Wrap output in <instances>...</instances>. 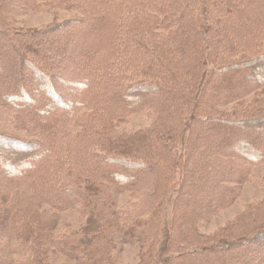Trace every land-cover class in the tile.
<instances>
[{
  "label": "trees",
  "instance_id": "obj_1",
  "mask_svg": "<svg viewBox=\"0 0 264 264\" xmlns=\"http://www.w3.org/2000/svg\"><path fill=\"white\" fill-rule=\"evenodd\" d=\"M96 1L111 5L108 18L101 11L93 20L102 29L95 41L74 33L84 18L23 43L0 25V57L15 52L22 64L15 80L4 79L0 68V103L41 134L26 140L0 131L1 154L20 157H0V264H56L58 256L116 264L114 254L129 241L142 246L139 264H264V227L249 232L259 216L243 214L209 241L199 233L205 218L234 202L246 164L264 163V97L238 113L215 108L264 89V0H147L150 7L144 0ZM39 2L0 0V18L12 4ZM116 3L133 13L121 17ZM52 36L67 38L56 47ZM27 69L35 74L33 88ZM154 102L158 122L125 136L118 152L112 144L119 140L107 133L111 121L98 123L109 152L88 150L94 128L70 137L84 110L106 120ZM34 108L50 115L35 120ZM125 192L130 201L119 207L116 196ZM68 210L78 211V220L56 234V215ZM234 228L243 233L233 235ZM12 243L19 256L7 251Z\"/></svg>",
  "mask_w": 264,
  "mask_h": 264
},
{
  "label": "rangeland",
  "instance_id": "obj_2",
  "mask_svg": "<svg viewBox=\"0 0 264 264\" xmlns=\"http://www.w3.org/2000/svg\"><path fill=\"white\" fill-rule=\"evenodd\" d=\"M121 1V0H115ZM129 1L130 0H126ZM133 1V0H131ZM145 1V2H144ZM142 1L144 4H146L148 7V1L144 0ZM30 4V3H28ZM111 4L108 3H101V2H94V0H40L39 5L37 7H21L16 4H12L9 7V10L7 13H5L4 17H1L0 20L2 22L0 25L5 28V30L10 34V37H14L17 39L19 43L27 42V38L35 34V32H39L43 29H49L51 27H55L57 25H61L63 23L69 22L71 19L78 20L80 18H84L82 21L87 20V23L85 22V25L81 28L75 29L74 33L76 35H87L89 36V39L86 41L90 42L91 40H97V38L102 34V29L97 26V21L99 22L101 20V17L97 15L98 12H103L102 15L105 16V18H108L107 10L110 7ZM118 6L115 10L118 15L121 17L123 16H129L133 12L131 11V5L129 4H122V3H116ZM138 5V4H137ZM140 5V4H139ZM152 8V7H151ZM155 6H153V9ZM84 15H87L85 17ZM111 16V15H110ZM162 18H164V15H161ZM97 20V21H93ZM83 23V22H82ZM175 29V27H173ZM34 32V33H33ZM162 33L165 31L162 29ZM160 32V33H161ZM68 33V30L63 33L64 35ZM167 33V32H166ZM260 33L263 35L262 30L260 29ZM91 34V35H90ZM55 36V35H54ZM67 37L63 36L60 39H55L52 36V40L56 42V47H59L60 44L66 39ZM39 39V38H38ZM37 39V40H38ZM46 39V37H42L41 40ZM80 39V37H79ZM43 41V40H42ZM38 42V41H37ZM40 44V43H39ZM38 44V45H39ZM37 45V44H36ZM27 46H33V49L41 48V46H35L33 43L27 44ZM80 48L83 47V45L80 43L78 45ZM39 50V49H38ZM69 56L71 55L68 53ZM221 56H224V53H220ZM240 55V54H238ZM10 57L4 58L3 56L0 57V68H3L4 70L1 71L4 74L3 78H7V80H15L17 77H20L19 70L22 67V64L18 62L17 54L15 52H10ZM51 59L53 60H59L60 58L57 57V55H51ZM236 57V56H234ZM233 57V58H234ZM38 58H41L38 57ZM42 62V61H41ZM206 69L209 70L210 66L209 64L206 66ZM26 74L29 76L27 78V84L28 86L32 87L34 86L32 75H35L32 73L30 69L26 70ZM232 71H228L226 73L227 76L231 75ZM44 94V93H43ZM264 97V89L257 90L251 95L247 96L243 100H239L236 102L227 103L220 106H215V108L218 111H227L233 113L241 112L244 108H248L249 106L254 105V103L261 100V98ZM157 102H154L147 106L145 109L134 112V113H123V114H106V115H113L110 119L106 120H100L98 119L99 115L101 113L94 114L93 111L89 110H82L83 112L79 115L80 121L78 123H75L71 126H69L68 131L70 133V137L74 138L75 136L81 134V130H85L88 128H94L95 133L92 134L90 137L91 141L89 144L88 150L93 151H107L109 152V148H107V144L105 142V138L103 136V131L100 130L101 126L98 125V123H104L107 121H111V126L109 128V131L107 132L109 136L113 137L116 141L115 144H112V148L118 152L119 145L123 142V140H127L125 136L133 135L135 132H138L139 130H143L146 128L151 127L153 124L157 123L160 119L159 114V108L157 107ZM181 106L178 107H183ZM253 107V106H252ZM261 109L264 108V102L261 101ZM236 109H241L240 111H237ZM34 119L40 121V118L43 116L50 115L49 110L40 111L38 109L32 110ZM182 116V126L184 134L189 129L190 121L187 117L188 114H186L184 108H183V114ZM220 129L227 130L230 127L228 125H219ZM0 131L11 134L12 136L19 137V138H25L26 140H34L41 136L40 132L32 127L27 118L23 116L21 112H17L14 109H10L3 104L0 103ZM227 132V131H226ZM204 148V146L201 147V149ZM121 147L119 148V150ZM114 151V152H115ZM14 152V151H13ZM25 153V152H23ZM3 154V155H2ZM0 152V157L3 159V162L5 163V158H10L13 161L19 160L20 157H11L14 155V153L10 151H6L5 153ZM39 154V152H38ZM37 153H32V157H35ZM90 157V153H88ZM22 159V158H21ZM67 160V159H66ZM234 165H240L239 160L233 159ZM68 166L71 165V163H74L73 159H68ZM0 166L2 164V160H0ZM30 162V159H29ZM245 163V162H241ZM28 164V162L26 163ZM24 164L20 168L17 169L16 173H21L22 171L27 169V165ZM246 164V163H245ZM248 169L246 173L245 180L238 181V184H234L236 196L235 200L232 204H228L227 206H224L220 208V210L207 218H205L200 226H199V233L203 235V241H209V237L215 238V234L220 231V229L226 227L228 224H231L234 222L239 216H242L243 214H248L251 216V218L259 216L261 219L254 222L253 227L250 229L254 230L253 232H256L260 230V227H264V163L262 164H246ZM15 173V174H16ZM6 175L9 174V171L6 173ZM4 174V175H5ZM11 174V173H10ZM15 174H11L14 176ZM10 176V175H8ZM82 180H85V176H80ZM99 180H101V177H99ZM93 182H99L97 180ZM92 182V183H93ZM117 198V206H123L126 203L130 201V193H120L116 196ZM78 211L75 210H68L65 212H60L56 215V220H58V226L53 228V231L56 234H61L65 231L67 228L66 223L69 221H76L78 220ZM249 232H246V234H249ZM221 233V232H219ZM218 233V234H219ZM243 233L241 229L234 228L233 235H239ZM218 240H221L219 238ZM15 244L12 243V245L9 246L7 251L10 253L11 256H19L17 255L15 251ZM142 246L137 245L133 242H121L119 250L114 254L116 264H139L140 261V254L142 253ZM57 263L56 264H74V262L64 256H58L56 258ZM213 258H209L208 262H212ZM205 264V263H204Z\"/></svg>",
  "mask_w": 264,
  "mask_h": 264
}]
</instances>
